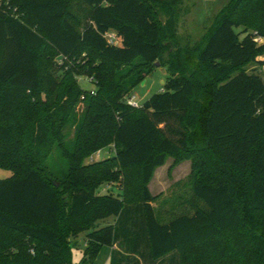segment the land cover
Listing matches in <instances>:
<instances>
[{"label":"trees","instance_id":"1","mask_svg":"<svg viewBox=\"0 0 264 264\" xmlns=\"http://www.w3.org/2000/svg\"><path fill=\"white\" fill-rule=\"evenodd\" d=\"M184 1L0 3V169L12 173L0 180V264H75L73 240L83 233L81 264L115 246L110 264H264V78L244 70L264 66L256 59L264 0H230L186 51L196 77L165 59L156 17L157 7ZM110 31L120 45L108 42ZM55 57L68 69L59 79ZM159 62L168 73L162 90L130 106ZM79 76L95 89L83 90ZM108 148L113 156L86 163ZM170 157L199 165L188 211H179L183 201L165 211L149 190ZM121 177V195L99 193Z\"/></svg>","mask_w":264,"mask_h":264},{"label":"rangeland","instance_id":"2","mask_svg":"<svg viewBox=\"0 0 264 264\" xmlns=\"http://www.w3.org/2000/svg\"><path fill=\"white\" fill-rule=\"evenodd\" d=\"M3 0H0V3ZM230 3V0H185L183 3L175 8H156V17L161 23L165 32V46H167L165 59L168 60L175 57V63L177 66H182L183 70L198 76L200 71L195 62L191 60L187 64H183L184 61L189 60V56L186 51L192 49L195 45L199 44L207 31L212 27L216 17L226 8ZM245 26H240L237 31H242ZM255 32V31H254ZM116 34L114 31L109 32L110 37H114ZM116 37V36H115ZM109 38L107 37V40ZM111 39V38H110ZM109 39V40H110ZM108 40V41H109ZM258 42L262 46L264 45V38L258 37ZM116 45H120L121 41L118 38L114 39ZM90 58V54L85 52L81 54L80 58L73 62V67L77 70L79 66H83ZM257 61H264V53L258 56ZM125 69H131V67H124ZM52 73L56 79L62 77L64 73H67L68 69L64 68L61 58L55 57L52 62ZM247 73H256L264 78V66H260L258 63L253 62L244 68ZM151 74L146 77L133 91L136 102L140 105L144 103L146 98L160 92L166 83L168 78L167 68L160 62L150 68ZM80 86L83 90L91 91L95 89L91 78L86 76H79L77 78ZM164 82V83H163ZM129 97V98H130ZM200 99V98H199ZM84 105L79 102L76 106V114L78 119L81 118ZM67 144H71L74 140L75 128L69 129ZM112 148L104 149L100 155L94 154L91 158L86 160V163L97 162L108 157L113 156ZM52 161L48 164L53 168L60 163V151L57 148L53 149L51 155ZM199 165L195 166L194 158H184L177 160L170 157L165 166L156 170L152 181L149 184V190L153 196H159V203H164V210L179 208L180 201H183L184 205L179 211H188L189 199L192 194V181L197 177L199 172ZM135 176L132 178L133 186L129 189L130 192L136 193L138 180L136 181V170L132 171ZM201 173V172H199ZM12 176L10 171L0 169V180L7 179ZM124 178L121 177L119 182L106 184L103 186V194L111 193L114 196H119L122 193V184ZM156 205V204H155ZM115 219L110 218L102 222V226L110 223H114ZM87 246L86 233L79 235V238L75 240V247L73 248V262L75 264H81L80 261L83 256V251ZM110 247H103L95 264H109Z\"/></svg>","mask_w":264,"mask_h":264},{"label":"built area","instance_id":"3","mask_svg":"<svg viewBox=\"0 0 264 264\" xmlns=\"http://www.w3.org/2000/svg\"><path fill=\"white\" fill-rule=\"evenodd\" d=\"M115 36H116V35H115ZM115 36H114V37H110V36H109V33L106 34V38H107V37H108L109 39L111 38L110 40L108 39V40H109L108 42H109L110 44H115V43H114V39L117 38V37H115ZM115 45H116V44H115ZM135 100H136V97L133 96V97L129 98L127 102H128V104H129L130 106H133V107H139V104H138ZM100 153H101V152H98L97 155H100Z\"/></svg>","mask_w":264,"mask_h":264},{"label":"crops","instance_id":"4","mask_svg":"<svg viewBox=\"0 0 264 264\" xmlns=\"http://www.w3.org/2000/svg\"><path fill=\"white\" fill-rule=\"evenodd\" d=\"M163 83H164V82H163ZM150 97H151V96H150ZM150 97H149V98H150ZM149 98H146V100L149 99ZM146 100H145V101H146ZM161 168H162V167H161ZM157 170H158V169H157ZM102 192H104V188H103V187H101L100 190H99V193H100V194H102ZM110 224H113V223H110ZM77 238H79V237H77ZM77 238H75V239L73 240L74 243H75V240H77ZM115 248H117V247L115 246V247H113V248H110V249H111V252H110V255H109V264H110V257H111L112 250L115 249Z\"/></svg>","mask_w":264,"mask_h":264},{"label":"water","instance_id":"5","mask_svg":"<svg viewBox=\"0 0 264 264\" xmlns=\"http://www.w3.org/2000/svg\"><path fill=\"white\" fill-rule=\"evenodd\" d=\"M158 64V63H157Z\"/></svg>","mask_w":264,"mask_h":264}]
</instances>
